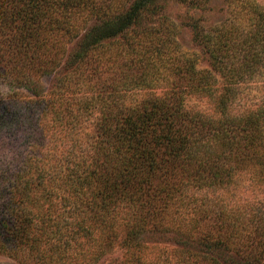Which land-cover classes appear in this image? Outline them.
<instances>
[{"label":"trees","instance_id":"obj_1","mask_svg":"<svg viewBox=\"0 0 264 264\" xmlns=\"http://www.w3.org/2000/svg\"><path fill=\"white\" fill-rule=\"evenodd\" d=\"M106 1L0 0V77L28 86L52 74L61 63L43 54L56 46L57 32L77 31L75 24L80 33L62 67L86 63L105 39L124 38L157 9L156 0ZM240 24L204 38L220 88L215 74L197 70L194 60L187 61L184 90L135 105L119 99L121 89L135 84L131 77L113 79L106 93L92 99L85 94L93 87L84 83L64 136L75 145V135L83 132L87 142L92 132L94 140L83 142V153L67 155L70 215L60 221L30 208L35 186L44 185L49 170L41 160L10 176L0 173V255L21 264H96L120 245L122 264H264V215L225 202L236 199L228 190L232 183L247 181L236 178L239 173L264 179V100L255 108L232 109L237 87L264 66V16H255L253 27ZM65 87L61 83L59 92ZM183 92L209 100L213 109L188 108ZM17 94L0 99V132L36 124L42 140L49 132L57 139L54 130L62 124L51 100L36 90ZM95 108L99 117L85 133L83 116ZM210 190L212 198L201 195ZM146 233L170 235L174 246L143 245Z\"/></svg>","mask_w":264,"mask_h":264},{"label":"rangeland","instance_id":"obj_2","mask_svg":"<svg viewBox=\"0 0 264 264\" xmlns=\"http://www.w3.org/2000/svg\"><path fill=\"white\" fill-rule=\"evenodd\" d=\"M95 1L105 2V0ZM108 1L110 0L106 2ZM111 2L112 5L117 2L130 4L132 0H111ZM156 5V11L152 13L151 9L150 15L148 13L144 15L138 28L131 27V30L124 34V38L122 33L105 39L103 45L86 58V63L74 67H62L65 61L62 58L74 48L77 41L72 37L80 33V26L75 24L77 31L74 29L67 35L57 32L56 46L49 53L43 54L44 59L61 63L59 67L53 68L52 74L40 76L37 84L32 81L28 86L16 84L11 78L0 77V99L7 101L11 95L17 93L24 96L31 95V91L36 90L44 99H50L55 112L60 113L59 123L62 125L54 130L59 132L56 135L57 139L50 138L52 133L49 132L42 135V140L36 124H22L9 131L0 132V173L10 176L28 162L35 164L37 159L41 160L39 164L41 167L49 169H43L46 173L44 185L35 186L36 194L32 195L33 199L35 198V204L30 207L34 212L49 211L60 221H64L70 215L69 206L65 205L69 199L67 192L69 186L64 184L68 173L67 155L69 152L74 155L83 153L87 144L91 145L94 140L92 132L87 142L83 132L75 135L78 137L75 138L78 139L75 145L71 142L72 138L67 139L64 136V132L67 131V122L72 120L69 111H74L75 115V99L81 97L84 83L93 87V90L85 94L92 99L100 92L106 93L113 79L123 81L126 77H131L135 80V84L127 86L126 91L124 88L121 89L122 97L119 99L124 104L135 105L152 95L164 97L172 89L184 90L188 84L183 79L187 61L194 60L197 70H208L215 74L217 87L220 88L221 80L214 72L216 70L213 69L210 54H208V48L211 47L206 46L204 38L228 31V26L236 22L238 24L244 22L242 24L244 26H249L251 23L253 27L254 17L261 14L264 16V0H202L197 5L195 2L187 4L181 0H156ZM83 17L89 19L87 15ZM93 22V20L87 22L88 28L94 24ZM241 24L240 28H242ZM196 26L198 29L195 31L192 27ZM218 29L223 30L215 32ZM260 70L261 73L255 78L237 87L232 104L234 111L255 108L264 100V66L260 67ZM61 83L66 87L64 91L59 92ZM184 96L185 104L190 109H213L212 102L205 98L192 93H185ZM70 103L72 105L67 107ZM95 103L100 105L98 99ZM99 114L96 108L85 113L82 120L83 126L87 127L85 133L90 132L89 128L93 129L92 123ZM84 141L87 144H83ZM253 175L242 172L236 175V178L247 179V181L232 183L228 190L233 189L236 199L231 196L225 199V202L228 208L245 207L250 212L264 215V179H258L254 173ZM238 183L240 186H237ZM209 193H213L212 190L208 194L201 193V195L212 198V194ZM237 199L240 202L236 203ZM140 242L148 247L174 246V240L170 235L160 233L157 235L146 233L141 236ZM124 260L125 251L118 245L96 264H122ZM0 264L21 263L0 255Z\"/></svg>","mask_w":264,"mask_h":264}]
</instances>
